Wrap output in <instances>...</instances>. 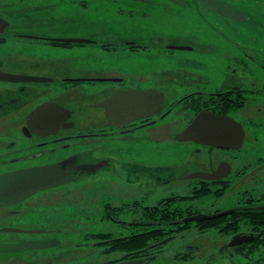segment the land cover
Returning <instances> with one entry per match:
<instances>
[{"label":"rangeland","instance_id":"rangeland-1","mask_svg":"<svg viewBox=\"0 0 264 264\" xmlns=\"http://www.w3.org/2000/svg\"><path fill=\"white\" fill-rule=\"evenodd\" d=\"M224 1L241 9L246 15L245 20H234L208 7H199L192 0H153L150 6L153 7L152 16H141L145 11V0H0V16L12 22L10 28L15 26L16 31L33 33L38 35L36 37L109 40L117 43L126 41L122 37L126 35L122 33L126 30L134 41L142 42L143 39H139L142 29H126L130 23L139 24L146 30H163L170 37L169 40H151V36L144 38L148 45L144 52L163 54L157 59L145 54L128 58L122 54V48L105 50L99 44L56 45L38 38H15L11 29L4 33L7 38L0 42V70L51 78L52 82L35 85L39 94L31 98L35 99L27 109L48 100L68 106L75 120L71 131L106 127L103 110L95 103L104 97L101 93H104L107 84L84 81L71 85L62 81L64 78L116 76L124 79L126 85L134 83L139 87L157 86L160 82V89L166 94V103L183 92L197 88L210 92L242 85L253 90L245 93L250 103L241 110L242 113L237 111L234 115L245 124L248 120L254 123L249 124L250 140L243 147L248 153L244 157L238 156L237 160L244 159V163L252 167L264 160V93L255 91L264 89V0ZM107 20L111 23L105 26ZM27 25L31 28H27ZM109 26L112 27L107 29ZM163 41L188 49H171L164 54L168 50L164 46L159 47V44L164 45ZM151 67L158 68L157 71L186 73L188 77L182 79V84L171 86L164 83L172 81L166 78L165 72L161 73L163 76L155 77L153 74V77L146 79L144 76L148 75L146 72ZM16 87V83L0 82V170L5 164H10V158L17 157L15 163L22 164L25 157L38 150L34 141L20 130L24 113L19 110L6 112L9 109L7 101L12 98L6 95L9 92L7 88ZM181 117L178 111L171 112L148 129L126 134L113 132L76 144L75 147V143L64 146L62 142L41 147L40 150L44 152L41 158H51V161L54 158L67 159L76 153L94 160L95 156L101 155L114 159L115 163L103 173L83 176L75 182L38 192L17 206L0 207V227L38 223L58 227L60 231L56 238L60 240V246L56 248L57 252L64 257H73L72 262L78 264H86L87 260L95 263L99 254L95 255V251L90 250V244H74L81 242V231L101 230L113 234L129 231L108 221L97 223V213L105 202L119 205L136 197L142 198L146 205H154L171 194L189 195L195 179L188 176L209 164V153L205 148L173 138L184 127ZM10 139L13 141L10 142ZM122 162L126 166L120 169ZM129 165H137L139 169L131 170L128 175ZM109 178L114 179H111L110 185ZM231 179L232 184L225 193L199 196L183 201L181 205L192 203L203 211L212 212L217 208L231 207L237 195L245 189L253 188L256 194L264 191V181L252 178L240 180L236 176ZM121 184L133 186L137 193L125 194ZM82 205L92 206L93 209L81 213L79 209ZM10 208L18 209V212L9 213ZM124 218L129 221L133 215ZM72 230H76L77 234L71 233ZM16 234L0 232V238H18ZM67 236L71 239L66 240ZM76 236L78 239L75 241ZM224 241L215 229L200 231L190 224L164 243L157 256H153L147 264H235L227 254L217 250ZM82 251L86 253L85 259L76 258L70 253ZM13 254L1 253L0 257L5 259L13 257ZM24 256L21 253L19 257Z\"/></svg>","mask_w":264,"mask_h":264},{"label":"flooded vegetation","instance_id":"flooded-vegetation-1","mask_svg":"<svg viewBox=\"0 0 264 264\" xmlns=\"http://www.w3.org/2000/svg\"><path fill=\"white\" fill-rule=\"evenodd\" d=\"M145 1H146L145 6H144L145 11L144 13L141 14V16L143 14H145L146 16L147 15L152 16L153 7H150V6L153 0H145ZM192 1L195 5L199 7H207L200 0H192ZM0 17L4 18L3 16H0ZM4 19H6L9 22V25L5 28L4 32L0 35L1 37H3L4 40L7 38V36H4V33H6L8 30L11 31V29H13L11 34L15 38H25V39H30V38L37 39L38 38L43 41H48V42L53 41L51 40L52 37H44V38L41 36L36 37L38 35L36 34L34 35L33 33L16 31L17 28L15 26H13V28H10L12 26V22L9 21V19L6 17ZM107 22L108 23L104 24L105 26L111 23L108 20ZM26 27L31 28L30 25H27ZM111 27L112 26H109L106 28L109 29ZM137 27H139V29H142L140 30V36H139V39H143L142 42L134 41L135 39L131 37L132 35L129 33V31L127 32L125 30V32L124 31L122 32L124 35L126 33L125 36H122L121 34L119 35V36H122L124 40H126L124 42L123 40H121L122 44H118L121 42L116 43V41H109V40L108 41H98L94 39H86L87 41H83V42H66V43H70L71 45H74V44L98 45L99 44L105 50L122 48L121 50L124 51V53L122 54L128 58L131 56L137 55V54L138 55H144V54L151 55V57H155L156 59L162 56L163 54L157 55L156 53L151 54L149 52H144L148 48V45L146 44V39L144 38L147 36H151L150 38L151 40L154 38L158 40L160 39L169 40L170 37L165 35L163 30H158V29L146 30L145 27L139 24L130 23L129 25L126 26V29L127 28H137ZM58 42H62V41H58ZM163 42H164V45L159 44V47L164 46V48L168 50V51H165L164 54L165 53L168 54V52H170L171 49L180 50V48H177L178 45L169 44V42H165V41ZM158 51L161 52L160 50ZM171 56H173V54ZM157 70L159 69L151 67L146 72L148 74L147 76L143 75L145 73H143L142 75L146 79H148V78L153 77V74L155 77L163 76L161 73L165 72L164 75L166 76V78H169L172 81H167L164 83L171 85V86L181 83L183 78L187 79L188 77L186 73L180 74L177 71H173V70H168V71H157ZM62 81L70 82L72 83L71 85H77L84 81L91 82V83L99 81V83L107 84V87L104 88V93H101V94H104V97L95 103L96 107L101 108L103 110L104 117L107 122L106 127H101L98 129H87L84 131H80V130L71 131L73 127L75 126V120L73 119V111L68 106L66 107V106L61 105L67 108L71 114L70 118H68L64 122L65 126L62 125L60 129L54 134L40 136V135L31 133L30 135H26L22 131L21 128L25 126L27 114L34 107L45 102V101L40 102L37 105L34 104L30 107V109H27V107L30 106L33 100L35 99V98L34 99H31V98L34 95L38 96L39 94V91L35 90V85L38 86L39 84H42V83L52 82V79L49 78V80L45 82H15L17 84L16 88H7L9 92L6 95L12 96V98L7 101L9 105L8 107L9 109L6 110V112L7 113L16 112L17 110H19L22 113H24V121L21 124L22 126L20 130L22 131L23 135L27 136L29 140L34 141V146H36L38 150L30 153L29 156L25 157V161L22 162V164L15 163L16 162L15 159H17V157L10 158L9 159L10 164H5L4 166H2L1 167L2 170L0 171H7V170L17 169V168H22V167H28V166L47 165V164H53V163H57L61 161L63 162L64 160H68L66 167L69 170L73 171L76 168L84 169V172L80 174L77 179L70 180L65 183L75 182L81 179L83 176H91V175H96V174L105 172L104 170L106 168L110 169L114 166L115 160L112 158L107 159L106 157L101 156V155L95 156V160H94L92 158H85L83 156H80V154L73 153L67 159L56 160L57 158H54L55 160L51 161L52 160L51 158H41L44 154V152L40 150L41 147H46L49 144L59 143V142H62L61 144L64 146H69L71 145V143H75L73 144L74 146L76 144H83L85 141H88L91 139L106 136L113 132H118L120 134L122 133L126 134L130 132H135L137 130L148 129L153 124L157 125L160 121L159 119H162L166 117V115L170 114L171 112H176V111H178V114H182L181 118L183 119L184 127L180 130L181 132L198 112H200L201 110H210L215 115L230 116L233 119H235L237 122H239L243 127V132H244L243 142H242V145L238 148L209 147L206 145L204 146L199 145L208 151L209 164L205 166L203 169H198V170L214 172V175L216 177H219V176L220 177L217 179H210V180L201 179V178H193L195 179V181L192 182L193 186H200L205 181L209 182L210 185L208 186H210L212 189L211 194H213L214 196H217L219 194L225 193L226 190L231 186L232 184L231 178L233 176H236L237 179L239 178L240 180L242 179L247 180V179L252 178L255 181H258V180L262 182L264 181V160L263 158H262L263 162H257L252 167H249L248 164L244 163L245 162L244 159L241 161L237 160L238 156L244 157L248 153L243 147L245 146L246 142L250 140L249 124L251 125L254 122L248 120L247 121L248 124L247 123L245 124L243 123L242 120L240 121L239 119H237L234 114L237 111L242 113L241 110L246 107V104L250 103V99L246 97L245 93L253 91L251 89L245 88L242 85H232V86H228L225 89H219V90L210 91V92L200 90L197 88V89H193L194 91L190 90L189 92H183L179 97L175 98L174 100L168 101L166 103V99H165L166 94L162 89H160V85H161L160 82L156 84L157 86L139 87L137 84H134V83L126 85L125 80L122 79L121 77L111 76V77H96L95 78L92 76L86 77L83 75H81L80 77H76V78L75 77L64 78L62 79ZM7 83H13V82H7ZM127 90H156V91L162 92L164 95V99L162 102V106H163L162 111L157 113L154 116L145 117L141 119H131L122 125H112L109 119L105 115L104 107L98 106V104L104 101L105 99H107L108 97H110L115 92L127 91ZM255 91L256 92L262 91L264 93V89H259ZM48 102H53V101L48 100ZM70 122L72 124H70ZM113 129H117V130L114 131ZM177 134L178 133H176V135ZM176 135H174L173 137L174 139H176ZM9 141L11 142L13 140L10 139ZM181 142H192V141H181ZM125 166L123 165V162H122V164L120 165V169ZM129 168L130 169H128L127 171L128 175L131 170H132L131 172H134L135 170L139 169L137 165H133V167L129 165ZM111 172H110V175L112 174ZM111 179L110 178L108 179L109 185L111 183ZM197 179H199L201 182H197ZM129 180H131V178ZM121 186L125 188V194L137 193L136 189L131 185L121 184ZM55 187H51V188H55ZM51 188H48V189H51ZM48 189H45V190H48ZM45 190H41V191H45ZM41 191H38V192H41ZM145 191L151 192L149 189H146ZM33 195H31L30 197L24 199L23 201L17 204L0 206V207L17 206L18 204L23 203L29 198H31ZM138 203H142L144 206L146 205L144 204L142 198L137 199L136 197L133 198L130 202L121 203L119 205H115L114 203H111L110 201L105 202L103 206H101V211L97 213L99 214L98 215L99 217L96 219L94 218V219L98 221L97 223H99L100 221H108V222L117 224L119 228L120 227H122V229L129 228L127 225L132 224V222H135V220L138 218V211H139ZM188 205L193 206L197 211L187 216H192V215L199 214V213L216 215L210 218L213 221V224L211 227H208V228L215 229L218 235L222 236L225 240L222 247L217 248L218 251H221V253L223 252V254H227L230 258L234 260V262H236L235 264H264V191H262L259 194H256L253 188L245 189L244 191H242L240 194L237 195V197L235 198V204H233L231 207H229L228 209L217 208L215 210H212V212L203 211V209L196 207L192 203H188V204L186 203V206L185 205H182V206L187 207ZM86 209L90 211L93 209V207L92 206L90 207L88 205H82L79 209L80 210L79 212L83 213V211ZM225 210H228L229 212L226 214L217 216V213H220ZM17 212H18V209H15V208H10L9 210V213H17ZM139 212H141V210ZM72 214L73 213L69 214L68 216L71 217ZM126 215H133V218L130 219L129 221L125 220L124 216ZM123 221H126V223H129V224L125 225L123 224ZM203 221L204 220L197 221V222H203ZM76 224L78 225L79 223H76ZM76 228H78V226H76ZM208 228L200 229L199 227H197V229L200 231L206 230ZM10 229H17V230H10ZM59 231H60V228L58 227H55V228L49 227V226L46 227L44 225H40L39 223L38 225H31V226H28V225H25V226H19V225L10 226L9 225L8 226L6 225V226L0 227V232H9L11 234L17 233L16 235L19 236L18 238H0V242L2 243H20V242L31 240V239L50 240L53 243L50 246L2 252V254L4 253H14V254L12 255L13 257H8L5 259L2 258L1 256L0 264H32L33 262H36V264H78L77 262H72L73 257H64L65 255L62 256L59 252H57L56 248L60 246V240L56 238ZM75 231L76 230H72L71 233L77 234V232ZM52 234H54L55 237H53ZM123 235L126 236L127 233L122 234L120 232H114L113 234L111 232H106V231H101V230L93 231V232L91 231L82 232L81 231L80 232V238L82 239L81 242H76L74 244L76 246L90 244V247H91L90 250L95 251L94 253L95 255L99 254L98 255L99 258L93 264H115L122 260L131 259L129 257L123 258V254H126V253H122L120 250H113L111 248V245L109 244V242H111L112 240L121 238L123 237ZM171 236H174V235H171ZM69 239H71V237L67 236L66 240H69ZM77 239L78 238L76 236L75 241ZM52 248H55V249H52ZM48 251H52V253H47ZM19 252L25 254V256L19 257L21 254ZM67 252L68 251L66 250L65 253ZM70 253L72 254V256L76 258L85 259L86 257V253L84 251H82L81 253H78V252H70ZM151 256H154V255H149V254L147 255V257H151ZM81 264H84V263H81ZM86 264H91V263H89V261L87 260Z\"/></svg>","mask_w":264,"mask_h":264},{"label":"water","instance_id":"water-1","mask_svg":"<svg viewBox=\"0 0 264 264\" xmlns=\"http://www.w3.org/2000/svg\"><path fill=\"white\" fill-rule=\"evenodd\" d=\"M205 6L215 12L243 21L245 13L238 7L224 0H200ZM9 22L0 17V34H2ZM59 41L83 42L86 39L80 38H59ZM188 49V47H180ZM47 77L25 75L18 73L4 72L0 70V82H45ZM164 95L156 90H127L113 93L110 97L100 102L105 115L112 125H122L131 119H141L154 116L163 109L162 102ZM70 111L54 102L45 101L34 107L26 116L25 126L22 131L26 135L31 133L45 136L56 133L64 122L70 118ZM70 124H72L70 122ZM69 124V125H70ZM68 125V126H69ZM242 125L230 116L215 115L210 110H201L176 135L179 141H192L199 145L209 147H233L238 148L243 142ZM68 160L47 165L22 167L0 172V206L14 205L38 191L61 185L67 181L77 179L84 172L83 168H76L71 171L66 167ZM189 178L199 177L204 179H217L214 172L196 171L191 173ZM228 210L217 213L223 215ZM214 214H195L182 219L184 222L210 219ZM17 230V229H10ZM171 238V237H170ZM167 238L160 243L168 241ZM50 240L31 239L20 243L0 242V253L7 251L24 250L36 247L50 246ZM153 257L126 259L115 264H147Z\"/></svg>","mask_w":264,"mask_h":264},{"label":"trees","instance_id":"trees-1","mask_svg":"<svg viewBox=\"0 0 264 264\" xmlns=\"http://www.w3.org/2000/svg\"><path fill=\"white\" fill-rule=\"evenodd\" d=\"M3 40V37H0V41ZM50 43L71 45L64 41L58 42L56 39L50 41ZM197 182L201 181L197 179ZM208 185L210 183L206 181L200 186H193L192 183V189L189 195L171 194L162 197L154 205L144 206L142 203H138V210H141V212L138 211V218L136 220L134 219L135 222H132L130 225H127L129 223L123 221V224L129 227V231L126 236L123 235V237L109 242L111 248L126 253L123 254V258H148V254L157 256V251H160L164 243L167 242L160 243L161 241L169 238L171 235L175 236L177 233L182 232L190 224H194L200 229L211 227L213 224L211 219H205L203 222H184L182 220L197 210L191 205L187 207L182 206L181 203L199 196L211 194L212 189Z\"/></svg>","mask_w":264,"mask_h":264}]
</instances>
